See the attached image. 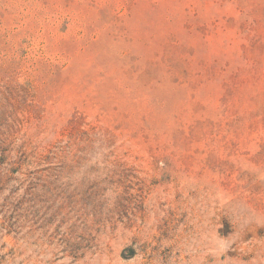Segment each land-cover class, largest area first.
I'll list each match as a JSON object with an SVG mask.
<instances>
[{
  "label": "rangeland",
  "instance_id": "obj_1",
  "mask_svg": "<svg viewBox=\"0 0 264 264\" xmlns=\"http://www.w3.org/2000/svg\"><path fill=\"white\" fill-rule=\"evenodd\" d=\"M0 264H264V0H0Z\"/></svg>",
  "mask_w": 264,
  "mask_h": 264
},
{
  "label": "trees",
  "instance_id": "obj_2",
  "mask_svg": "<svg viewBox=\"0 0 264 264\" xmlns=\"http://www.w3.org/2000/svg\"><path fill=\"white\" fill-rule=\"evenodd\" d=\"M56 155H58L57 152H55L54 150H50V151H49V154L46 155V159L49 160V159H51V158H55Z\"/></svg>",
  "mask_w": 264,
  "mask_h": 264
}]
</instances>
